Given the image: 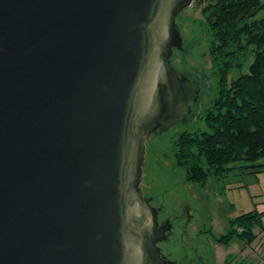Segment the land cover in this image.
Listing matches in <instances>:
<instances>
[{
    "label": "water",
    "instance_id": "95a60500",
    "mask_svg": "<svg viewBox=\"0 0 264 264\" xmlns=\"http://www.w3.org/2000/svg\"><path fill=\"white\" fill-rule=\"evenodd\" d=\"M194 1L0 0V264H172L141 185L210 87L171 63Z\"/></svg>",
    "mask_w": 264,
    "mask_h": 264
},
{
    "label": "rangeland",
    "instance_id": "374dc122",
    "mask_svg": "<svg viewBox=\"0 0 264 264\" xmlns=\"http://www.w3.org/2000/svg\"><path fill=\"white\" fill-rule=\"evenodd\" d=\"M263 16L264 9L258 14ZM176 23L184 48H192L184 52L175 48L173 67L181 69L182 74H193L192 78L210 87L202 93L197 117H192L191 122L175 123L161 135L155 132L146 141L142 190L147 198L152 197L150 203L159 220L169 219L172 225L162 247L189 264H264V230L260 227L255 228L257 238L250 245L237 237L221 241L231 230L232 219L252 209L264 210V170L245 172L236 167L227 176L211 177L202 185L189 182L186 169L177 162L175 142L180 134L207 128L203 117L212 107L220 77L210 56L213 35L202 8L194 1ZM250 62L251 58L243 70L232 67L228 79L238 78L249 69ZM259 162L264 163V157Z\"/></svg>",
    "mask_w": 264,
    "mask_h": 264
},
{
    "label": "trees",
    "instance_id": "16d2710c",
    "mask_svg": "<svg viewBox=\"0 0 264 264\" xmlns=\"http://www.w3.org/2000/svg\"><path fill=\"white\" fill-rule=\"evenodd\" d=\"M195 4L212 32L210 56L220 78L212 107L203 117L207 128L181 133L175 156L189 182L205 185L236 167L245 172L264 170L259 162L264 157V16L258 17L264 1L195 0ZM250 58L249 69L230 81L229 70L236 66L243 70ZM231 225L221 241L237 237L250 245L257 238L255 228L264 230V210L240 214Z\"/></svg>",
    "mask_w": 264,
    "mask_h": 264
},
{
    "label": "flooded vegetation",
    "instance_id": "af4514ba",
    "mask_svg": "<svg viewBox=\"0 0 264 264\" xmlns=\"http://www.w3.org/2000/svg\"><path fill=\"white\" fill-rule=\"evenodd\" d=\"M190 104H191V102H190ZM150 202H151V200H150ZM155 218H156V221H157L156 223H157L158 227L161 230H164V229L166 230V234H167V238L166 239H168L169 233H170V225L168 223L169 221H160L159 217H158V214L156 212H155ZM143 222H144V218H141V219H139L138 223H139V225H142ZM163 241L164 240L158 242V245H159L160 250H161L160 251V255H161L163 261L169 260V261L172 262V264H189L186 260L180 259V258H175V257H173V255L171 253L166 252L165 249L162 247V242Z\"/></svg>",
    "mask_w": 264,
    "mask_h": 264
}]
</instances>
